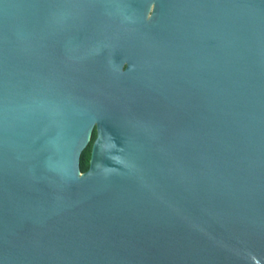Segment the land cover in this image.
<instances>
[{"label":"water","instance_id":"95a60500","mask_svg":"<svg viewBox=\"0 0 264 264\" xmlns=\"http://www.w3.org/2000/svg\"><path fill=\"white\" fill-rule=\"evenodd\" d=\"M0 264H264V0H0Z\"/></svg>","mask_w":264,"mask_h":264},{"label":"trees","instance_id":"16d2710c","mask_svg":"<svg viewBox=\"0 0 264 264\" xmlns=\"http://www.w3.org/2000/svg\"><path fill=\"white\" fill-rule=\"evenodd\" d=\"M94 139H95V132L92 135L91 142L89 143V145L86 147V149L82 152V154L80 156V170H81V172H85L88 170L91 145H92V142Z\"/></svg>","mask_w":264,"mask_h":264}]
</instances>
